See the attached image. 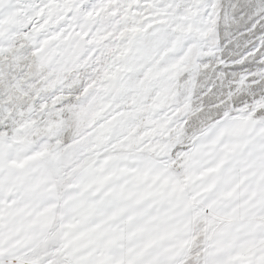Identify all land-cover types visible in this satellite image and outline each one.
I'll use <instances>...</instances> for the list:
<instances>
[{
  "label": "snow or ice",
  "instance_id": "obj_1",
  "mask_svg": "<svg viewBox=\"0 0 264 264\" xmlns=\"http://www.w3.org/2000/svg\"><path fill=\"white\" fill-rule=\"evenodd\" d=\"M0 264H264V0H0Z\"/></svg>",
  "mask_w": 264,
  "mask_h": 264
}]
</instances>
